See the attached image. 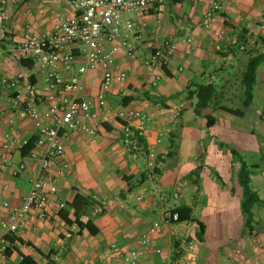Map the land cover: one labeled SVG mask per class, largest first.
<instances>
[{
	"label": "crops",
	"instance_id": "obj_1",
	"mask_svg": "<svg viewBox=\"0 0 264 264\" xmlns=\"http://www.w3.org/2000/svg\"><path fill=\"white\" fill-rule=\"evenodd\" d=\"M5 1L0 2V75L17 80L19 88L27 93L30 88L39 86L41 77L34 67L21 64L24 58L17 50L18 43L28 28L51 30L58 22V13L70 15L74 9L68 0ZM212 1L158 0V7L154 5L135 19L145 39L144 43L137 44L138 58L130 60L122 50L117 59L121 68L130 70L128 95L121 98L111 94L108 99L114 108L126 106L143 111L153 119L146 136L133 138L137 147L134 150L136 156H130L127 151L123 142V125L117 121L97 123L99 137L95 143L84 134L71 137L66 141L70 171L57 176L56 167H52L48 173L60 190L51 196V214L44 220L35 213L30 215L26 225L17 233L18 241L12 246L13 250L0 253V264H21L23 256L29 257L34 264L97 262L113 243L125 249L136 247L138 236L155 221H160L166 210L186 205L193 208L194 216V207L202 196L211 205L220 201L236 202L243 226L235 235L242 240L226 239L224 244L235 242L234 247L230 251L213 247L206 260L200 259L198 250L197 264H254L256 260L264 263V204H258L253 209L256 223L250 234L244 225L245 216L241 208V165L232 166L230 160L223 161V154L218 148L209 147L205 161L200 160L202 154L199 150L191 156L195 160L191 159L193 163L184 169L190 183L187 181L188 187L184 180L186 183L180 193L183 202L168 208L170 200H161V196L170 195L168 191L174 187L170 175L163 173L164 160H160L170 151L162 144L163 136L174 142L175 130L178 126L185 127L187 139L193 145L192 140H200L205 134L214 138L222 134L252 135L256 133L253 125L264 129V104L254 111L251 110L253 102L248 107L244 106L245 109L238 107L244 105L242 76L249 58L264 53V0H237L235 3L223 0L224 10L217 22L211 29H205L202 23ZM188 38L192 42H186ZM167 39L177 44L174 56L164 71H150L143 63L151 50L149 46L158 47ZM257 73L255 87L264 84V62ZM159 79L162 82L157 83ZM199 84L213 85L216 95L210 106L197 115V99L190 92ZM97 88L87 81L88 94H96ZM10 95L9 89L0 84V145L11 138L31 140L37 136L32 121L21 117L11 105ZM176 98H181L180 105L174 102ZM261 98L264 100V92ZM222 107L241 110L243 114L234 115ZM186 110L188 116L183 117ZM207 115L215 119L210 128L207 127ZM195 123L197 127L193 126ZM246 124L252 126L247 127ZM205 126L207 131L201 128ZM199 127L203 130L201 133L196 132ZM157 139L161 141L158 143ZM250 150L261 158V163L249 165L246 162L253 168L251 186L264 199V151L258 146ZM150 151L157 155L152 165ZM10 159L19 164L26 162L27 156L15 152ZM210 166L217 170V175L211 174ZM31 178L32 168L17 177L12 176L10 170H0V222L8 214L4 203L20 205L31 189ZM229 180L233 181V186H229ZM143 184L148 186V192L139 202L136 197ZM77 192L98 202L91 212L92 216L104 210L94 220L99 228L96 236L87 230L79 233L76 225L68 226L53 210L61 201L71 202ZM198 220L206 226L203 219ZM178 229L181 234L183 227L178 226ZM178 243V239L169 236L168 228H164L155 244L164 249L163 257L155 255L151 247L144 264H152L161 258L168 264H182L183 259L176 251Z\"/></svg>",
	"mask_w": 264,
	"mask_h": 264
},
{
	"label": "built area",
	"instance_id": "obj_2",
	"mask_svg": "<svg viewBox=\"0 0 264 264\" xmlns=\"http://www.w3.org/2000/svg\"><path fill=\"white\" fill-rule=\"evenodd\" d=\"M68 1L74 9L72 14L58 13V22L51 30L28 28L18 43L21 56L33 62L41 77L39 86L25 93L17 80L0 75V84L10 91L11 105L21 117L30 119L37 131L35 147L26 162L15 164L10 156L21 152L29 140L11 138L0 145L1 171L10 170L12 176L17 177L32 168L31 189L22 203L18 206L4 203L8 214L0 222V253L15 245L16 241L11 242L10 238L17 237L30 215L35 213L44 220L51 214V196L60 190L48 173L52 167H56L57 176L70 171L66 141L84 134L95 143L99 137L97 123L117 121L123 125V142L127 151L135 157L137 147L133 138L146 136L148 126L153 122L152 117L143 111L126 106L112 107L108 96L114 94L123 98L128 95L130 70L119 66L118 55L123 50L130 60L138 58L137 44L144 43L145 39L135 19L147 13L158 0ZM222 1H212L202 23L205 29H211L217 22L224 10ZM186 42L190 43L192 39L188 38ZM149 48L144 65L150 71H164L177 50V44L167 39L160 46L150 45ZM88 80L98 87L96 94L86 92ZM156 141L159 143L161 139ZM156 157L154 151L149 152L151 165ZM147 192L148 186L143 184L136 200L141 202ZM169 196L177 199L180 193L164 194L161 200L168 202ZM65 207L66 203L61 201L53 210L58 214ZM172 209L164 211L160 221H155L138 236L136 247L125 249L113 243L99 261L90 264H144L151 247L155 255L163 257L164 249L155 244L164 228H168L170 237L179 240L176 251L183 259L182 264H197L196 233L199 226L190 221L179 223V216ZM176 226L183 227L181 234ZM152 264L168 263L161 258ZM254 264L264 263L256 260Z\"/></svg>",
	"mask_w": 264,
	"mask_h": 264
},
{
	"label": "rangeland",
	"instance_id": "obj_3",
	"mask_svg": "<svg viewBox=\"0 0 264 264\" xmlns=\"http://www.w3.org/2000/svg\"><path fill=\"white\" fill-rule=\"evenodd\" d=\"M9 1L6 0L5 3ZM9 12V11H8ZM164 77V75H163ZM166 79V76L165 78ZM163 79V80H164ZM162 82L161 79L157 81V83ZM264 92V84H258L255 87L254 92V101L251 107V110L254 111L255 109L263 107L264 100L261 98L262 93ZM174 102L177 105L181 104V98H176ZM239 108L245 109L244 105H238ZM188 116V111L186 110L184 112L183 117ZM188 126V123L186 124ZM193 126L197 127V124H193ZM233 126V125H232ZM235 127L237 125H234ZM245 126V125H244ZM247 127H250L252 125L246 124ZM256 127V133L250 135L246 133L242 134H222L218 137H213L211 134L207 135L205 134L204 137L200 140H192L194 143L191 145V141L187 139L186 136V129L185 127L178 126V129L175 130V136L176 139L174 142H171L168 136H163V145L167 146L170 151H173V155H165L164 159V165H163V173L169 174L170 179H172V186L173 188L169 189L170 195L174 193V191H179V193L183 190V185L188 181L189 177L188 174L184 172V169L186 170L188 164L193 163L191 159L195 157H191L195 154V150L201 151L196 156L200 158V160H207V149L209 147H216L219 150H221L223 154V161L232 162V166H238L239 161L238 159L231 153V149H236L244 158V160L250 165L255 163H261V158L258 155H254V153L250 150L254 146H258L262 151H264V129L262 127H259L258 125H253ZM264 126V125H263ZM204 128L203 130L207 131V127H201ZM199 129L196 131L197 133H201L203 131ZM222 143V144H220ZM197 144V148H196ZM192 146V148H191ZM169 151V152H170ZM264 154V153H263ZM264 162V161H263ZM264 165V164H263ZM209 171L211 174L217 175V170H215L212 166H210ZM181 170V171H180ZM201 171V170H200ZM221 173V172H220ZM169 179V178H168ZM186 180V182L184 181ZM187 182V186L189 187V184ZM190 183V182H189ZM199 184L201 185V180L199 181ZM233 181L229 180V186H233ZM255 184L253 185V187ZM264 195V193H263ZM170 202L167 204V207H173L174 204H179L183 202V199L179 198L174 199L172 196H169ZM243 199V197H242ZM207 199H205L202 196V199L198 202L197 206L194 207V216L198 219H203L206 222L207 230L205 235L203 236V240L198 243V250H199V257L200 259H207L209 252L211 251V248H218L221 250H228L230 251L234 247V243L232 244H224L226 239H237V242L241 241L242 238L240 236H236L235 234L237 231L242 228V214L239 216L237 213V204L235 201L228 203L220 201L215 204H209ZM242 213V212H241ZM245 225V224H244ZM178 229V226H176ZM179 230V229H178ZM227 245L226 247H224ZM210 248V249H209ZM198 257V258H199Z\"/></svg>",
	"mask_w": 264,
	"mask_h": 264
},
{
	"label": "trees",
	"instance_id": "obj_4",
	"mask_svg": "<svg viewBox=\"0 0 264 264\" xmlns=\"http://www.w3.org/2000/svg\"><path fill=\"white\" fill-rule=\"evenodd\" d=\"M155 6H159V2L155 3ZM30 61V60H29ZM27 59H22L20 62L22 65H26L29 68H33V62L30 63ZM264 62V53H260L254 57L249 58L246 70L242 76V85L244 87V106L248 107L252 104L254 100V88L258 77V68ZM191 96H195L197 99L195 105V112L197 115L201 114V112L207 109L210 104L213 102L216 89L211 84H199L190 92ZM223 110L234 114V115H242L241 110L232 109L229 107H222ZM207 127L210 128L213 126L215 119L211 116L207 115ZM36 138H32L29 140L28 144L21 150L23 156H28L29 153L35 147ZM222 144V143H220ZM231 153L238 159L240 162L241 168L239 172V184L243 189V199L241 202L242 212L245 216V226L251 234L255 227V214L253 209L258 204H264V199H261L256 191L253 190L251 186V176L253 174V168L250 167L240 153L236 149H231ZM173 151H170L168 155H173ZM98 202L94 200L90 196H85L77 192L73 198V200L69 203H66V207L61 209L58 212L60 218L68 225H76L79 229V233L83 230H87L91 235L96 236L99 233V228L96 226L94 220L96 216H100L103 214L104 210L101 209L99 213H96L92 216L91 212L94 211ZM172 212L177 213L179 216L178 222H195L198 224L199 228L197 230V238L198 241L201 242L203 240V236L205 235L206 226L204 223L199 221L193 216V208L183 205L176 206L172 209ZM11 242L18 241L17 237H11ZM13 250V247H9L6 252H10ZM21 264H34L29 257H24L21 260Z\"/></svg>",
	"mask_w": 264,
	"mask_h": 264
}]
</instances>
